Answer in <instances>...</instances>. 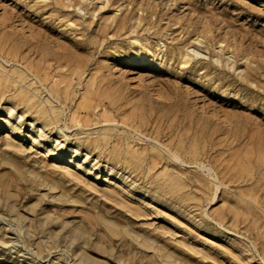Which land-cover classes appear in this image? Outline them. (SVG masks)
<instances>
[{
    "label": "rangeland",
    "instance_id": "374dc122",
    "mask_svg": "<svg viewBox=\"0 0 264 264\" xmlns=\"http://www.w3.org/2000/svg\"><path fill=\"white\" fill-rule=\"evenodd\" d=\"M0 264H264V0H0Z\"/></svg>",
    "mask_w": 264,
    "mask_h": 264
},
{
    "label": "bare ground",
    "instance_id": "6f19581e",
    "mask_svg": "<svg viewBox=\"0 0 264 264\" xmlns=\"http://www.w3.org/2000/svg\"><path fill=\"white\" fill-rule=\"evenodd\" d=\"M208 171H211L210 169H208ZM215 180H218L217 177L215 178ZM216 190H218V186H216Z\"/></svg>",
    "mask_w": 264,
    "mask_h": 264
}]
</instances>
